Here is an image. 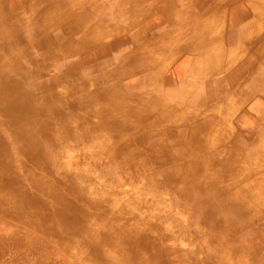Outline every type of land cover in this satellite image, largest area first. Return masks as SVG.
I'll list each match as a JSON object with an SVG mask.
<instances>
[{
    "label": "rangeland",
    "instance_id": "374dc122",
    "mask_svg": "<svg viewBox=\"0 0 264 264\" xmlns=\"http://www.w3.org/2000/svg\"><path fill=\"white\" fill-rule=\"evenodd\" d=\"M24 1L26 0H0V12L4 11L10 23L17 22L18 20H16L15 15L9 12L8 5L18 2L21 16L26 17L27 24L32 23L33 16H31L32 14L30 12L32 10H30L28 6L23 7ZM87 7L86 5L78 7V10H76L77 12L74 13L71 18L59 17L57 13L50 12V14L47 15L46 21H43L44 26L37 29L39 32L36 34H33V32L28 34L24 40L26 41L25 45L23 44L24 42L21 43L19 41L18 37L12 36V29L4 27L2 30L3 38L14 43L8 48L9 51L7 53L5 52L0 56V65H5L7 63V67H11L12 78L16 79L17 77L19 78L18 67L21 63L29 64L30 61L33 60H37L38 63V61L41 60L38 58L39 54L37 48L31 46V44L29 45L27 42L31 40L45 41L47 38H50L52 42L50 46L59 49L67 45L71 39L81 42V45L78 44V46H74L62 57L52 58V62H48L47 67L33 73L31 76H26V78L20 76L23 84V92L27 93V91L31 90V98L33 99L31 103L32 106L30 105L26 110L28 122L25 121L24 124H28V127L32 130V133L35 135L32 139L35 142H41V144L46 143L47 145L45 152L42 149L44 152L43 160L40 158L32 159L28 156L22 159L25 165H36L38 171L42 172V174L51 172L53 176L61 180L62 183L74 184L86 199L100 203L101 206H103L102 209H105L108 215H112L113 217L110 219L101 218L103 216L101 210L92 211L91 214L82 213L83 215H80L81 213H76L78 216L87 217L83 221V224L95 230L97 233L83 230L81 224L78 223L63 228L50 213L37 212V208L40 207L39 205L46 203V201L48 202L51 197L47 195L46 189H42L46 184L42 186L35 185V188H32L33 190L31 191L33 195V202H31V205L23 208L21 205L17 204L3 209L5 212L0 210V264H26L27 262L28 264H32L35 261L40 262V264H162L159 260L152 261L139 258V255L143 254L138 253L139 243L136 240L133 239L132 245L130 243L129 245L127 242L128 238L123 236L121 232L104 226L93 225L96 223L102 225L101 223L106 221L112 226L118 225L122 222L129 221L127 218L130 217L138 218V220L144 222L149 228L155 226L158 231L154 232L156 234L150 231L152 236L159 234L165 235V238L168 236L169 239L166 241L169 246L170 256L184 253L182 257H184L185 260L174 264H264V246L255 250V252L252 248L240 252L230 247L221 250L211 249L212 255H208V262L200 258L205 255L203 249L206 245L202 239L203 230H200V226L196 221L197 217L195 218L194 215L195 206L191 195L194 193V188L199 184H206L207 179L203 172L200 173L195 181H189V184L187 183L186 186L188 189H186V194L180 196L177 193L180 184L174 181L169 183L165 177L167 172H165L166 169L170 170L171 167L179 166L186 162L188 157H179V160H173L171 163L158 165V169L149 170L140 167V164L144 160L143 157H145L144 154L146 153V149L143 150L138 147L140 150L136 148L134 152H136V150H138V153L142 152V155L139 154L142 157L139 156L135 160H130L134 161L136 165L138 164L139 166L132 165V168H130L127 163L123 164L120 156H110L118 139V136L116 138L115 134H107L102 130L101 133H93L85 140L77 135V132L80 131L74 127V123L79 120L77 118L78 114L70 107L68 102L69 99H62L65 102V106L69 107H65V110L63 109V114L66 119L68 116L71 117L72 122L65 123L66 126L61 127L60 130V124L54 118H45V115H43L44 112H42L46 108L45 95L48 93L50 96H53L52 91L56 87L69 89V92L74 88L72 94L77 102L90 98L92 93H94V96L101 95L103 97L113 94L116 90L120 92L123 91L125 94L127 93L130 97L134 98L130 107L133 108L131 113L135 115L141 112L140 98L142 95L144 99H150L158 93L159 102L157 105H159V107L150 112V114L148 113V118L145 116L138 118L133 127L126 129V133L143 127L146 128L149 136H153L160 130H165L168 123H166L164 127L163 125L156 124L161 121L159 120V116L164 115L165 111L179 106V99L176 98L177 100L175 103H171L169 106L166 105V107L163 108L164 110H161L162 106L167 103H165V100L172 98V96L174 97L178 92L170 91L169 86L166 85L162 86L160 89L161 91H159L156 90V87H152V89L150 85L144 83L147 73L155 72L156 68L153 62L149 66L143 67L146 69L148 68L147 72H143L145 69L141 66H133L122 71L123 73L140 72L128 78L117 77L121 72H111L114 68L113 65H111L114 64V59L108 61L109 63L106 64L107 66L102 62L100 65L101 67L104 65L102 68L96 67V69L91 70L82 69L81 63L93 56L95 51L100 50L106 44L100 42L95 43L92 39V37L98 38L97 33L104 30L105 24L99 22L100 27L92 32L91 36H88V38L86 36L82 38V35L87 31L85 26L77 29L73 35H66L63 30L64 28L75 26L76 22H78V16L85 12ZM73 22H75V24ZM133 30H135V28ZM121 31L124 32L125 29ZM124 35L125 34L113 35L109 39L107 38V41H117L123 38ZM247 39H249L248 35ZM32 45H34V42ZM30 46L32 50L26 51ZM248 46L237 50L238 54L235 60L228 65L227 70L228 68H234L238 62L246 58V48ZM125 48H127V46L121 49ZM113 54L115 53L112 52L111 56ZM98 57H100V55H98ZM154 58L155 56L153 59ZM69 59H75L76 61L74 69L71 70L72 72H66L67 75L71 74L69 78L72 81L64 80L61 82L57 80L60 78V72L56 69L55 65L59 63L63 67L66 60ZM162 59H164L162 74H164V76H176L172 72V69L182 61L183 56L170 53L165 55ZM220 61L221 63L218 65L220 67L219 71L222 70L221 67L226 68L223 60ZM63 69L65 71L67 67H63ZM230 73L231 72H217L211 75L210 79L215 81V79L225 78ZM95 75L106 78L114 75L112 76L113 83H111V86L107 89H101L99 87H103L104 84H99ZM187 75L188 71L186 67V72L176 76L175 79L172 77L174 79V85L180 82V80L186 79ZM86 76L88 78L85 79ZM46 78H52V83L48 86L42 85L41 83L42 80H46ZM258 78L261 81L259 86L245 94H239L240 92H228L226 98L213 101V104H211L213 108L200 107L192 112L187 110V108L184 109V113H186V119L184 121L186 122L178 125L179 130H183V128L194 129L200 126L205 127L207 124L205 121H202L199 123V126L196 125L191 127L189 119L196 121L197 118L201 119L203 116L221 119L216 126L218 132L222 130L226 132L228 130V136L226 137L227 141L218 140V144L223 146V152L229 156L230 154L228 153L232 150L236 148L240 149L239 159L234 160L233 157L229 158L234 164L232 170L234 172L231 173V176L235 178L236 184L239 185L238 188L248 185L253 182L255 178H261L263 181L261 186L264 189V174L262 172L264 168L260 169L261 172L259 174H255L256 172L252 170V165L254 166L253 159L255 161L257 152L252 151L250 153L249 150H247V152L243 149L246 145H248L247 147H254L256 141L252 144H249V142L253 141V135L257 132L256 130H258V122L262 119L264 123L263 114H259L260 109L264 110V74ZM76 81H79L81 86H76ZM66 82H69L70 85L67 86ZM156 82L158 83L157 80ZM126 85H131V87L126 88ZM141 89L143 90V94L140 91ZM61 91H59V95L54 93V97H61ZM154 91L156 93H154ZM159 94H164L166 99L162 101L163 97ZM196 94L197 91L194 90L193 96ZM255 102L259 105V110L255 118L256 121L254 120L257 129L239 126L238 121L240 118H242L240 119V123L246 124L245 126L248 127L252 124L247 121L246 117L251 115L249 111ZM101 104L102 103L97 102L90 105L93 106V110L98 108ZM58 106L61 105H55L56 108H58ZM181 106L184 107L185 104ZM36 112H41L37 117L38 119L35 118ZM46 125L50 126L45 138L47 141L41 139V135L38 133V130L45 129ZM259 128L257 133L260 132V135L263 136L264 127L262 128L261 125ZM160 140L162 141V146H168L176 141L172 139L169 140L166 134L160 136ZM238 143H240V146H237ZM219 145H214V147L218 148L220 147ZM154 146H157V144L155 143ZM246 152L252 154L251 158L244 155ZM261 155L264 156V151ZM139 159L141 161H139ZM256 160L257 162L255 163L258 164V158ZM132 161H130L131 164L133 163ZM162 170L164 171L163 174L160 173ZM61 185L60 183L54 187L61 188ZM238 188H229L228 192H234ZM53 198L58 200V197ZM53 206L56 210L71 216L69 211L65 210L62 206L54 204ZM259 214L261 213L257 215ZM130 222L134 223L135 219H130ZM251 222L263 223L264 212L254 217ZM40 225L41 228L39 227ZM233 242L236 244L239 243L238 239L233 240ZM116 244L118 246H115ZM92 250H96V253L92 254ZM235 253H239V259L236 258ZM248 253H253L255 256L249 259ZM162 254V251H156L154 253V255L157 256L156 259H158V256H162Z\"/></svg>",
    "mask_w": 264,
    "mask_h": 264
},
{
    "label": "bare ground",
    "instance_id": "6f19581e",
    "mask_svg": "<svg viewBox=\"0 0 264 264\" xmlns=\"http://www.w3.org/2000/svg\"><path fill=\"white\" fill-rule=\"evenodd\" d=\"M208 1L211 2V0H200V6L202 9L209 3ZM153 2L154 0H26L23 3V7L28 6L29 9L32 10L30 11L32 15H30L33 16V21L29 24H27L26 17L21 16L19 11L20 5L18 2L10 3L8 5V10L15 15V18L18 21L10 23L6 18L4 11L0 12V56L5 52L7 53L9 51L8 48L14 43L3 38L2 30L4 27L12 29V36L18 37L19 41L21 43L24 42L23 44L25 45L26 41L24 40L28 34H31L32 32L33 34L38 33L39 31L37 29L44 26L43 21H46L47 15L50 14V12L57 13L59 17L71 18L73 14L77 12L76 10H78V7L86 5L88 7L85 12L78 16V22H76V25L71 28H64L63 32L66 35H73L77 29L86 25L87 31L82 35V38L84 36L88 38V36H91L92 32L100 27V23L106 25L108 21H112L121 24L126 22L130 17L133 20L134 17L132 18V13L135 14V18H139L144 13L139 14L140 11L137 10V8L139 6H150ZM182 2L183 0H173L160 5L158 7V17L155 20L149 19L145 29L150 31L153 27L175 23L176 18L173 11L175 6ZM214 2L213 6H215ZM193 8L194 7L192 6H187L186 11H189L188 15L191 13L196 14V9ZM243 14L244 13L240 7L234 8L232 12L229 13L231 22H238ZM178 18L182 19V16L178 15ZM209 22L210 19L207 21V24ZM73 23L75 24V22ZM193 27L205 28L206 26L196 20L193 22ZM171 31L175 36H181L179 28H176L175 32H173L172 26ZM98 33L103 35L105 34V31H99ZM146 33L147 31L145 30H139L135 34L134 41L140 43L131 44L130 41L133 37L127 40V36H124L115 42L106 43L103 48L95 51L93 56L87 58L81 63L82 69L91 70L96 69V67L102 68L109 63L108 61H112V59H114V64L111 65H113L114 68L111 72H122L133 66L140 67L142 65L152 64L155 59H153L154 55L152 54H146L148 55V57L145 56L146 59L144 57H142L144 58L143 60L142 58L141 60L138 59V55L143 51L145 53L149 51H146L147 48L140 45L142 44L141 39L143 34L149 35ZM160 33L166 38L171 34L170 32H164L163 29L160 30ZM183 38L184 40H189L188 38ZM33 42L34 45H32ZM27 43L37 48L39 54L38 58L41 59L38 63L37 60L30 61L29 64L21 63L18 67L19 78L17 77L16 79L12 78L11 67L8 68L7 63L5 65H0V210L3 211L5 208L17 204L21 205L23 208L28 207L31 205V202H33V195L31 193L33 190L32 188H35V185L42 186L43 184H46L42 189H46L47 195L51 198L48 202L46 201V203L39 205L40 207L37 208L38 213H50L63 228L78 223L81 224L83 230L97 233L95 230L90 229L87 225L83 224V221L87 217L78 216L76 213H81L80 215H83L82 213L91 214L92 211L101 210L103 212L101 218H112V215H108V212L105 209H102L103 206H101L100 203L86 199L74 184L62 183L61 180L53 176V173L51 172L48 174H42V172L38 171L36 165H25L22 159L23 157L28 156L32 159L40 158L43 160L47 145L46 143L41 144V142H35L32 139L35 136L32 133V130L28 127V124H24L25 121H27L26 110L30 105L32 106L31 103L33 102V99L31 98V90L27 91V93L23 92V84L20 76L22 78L31 76L33 73L47 67V63L52 62V58L62 57L74 46H78V44L81 45V42L79 40L71 39L67 45H64L62 48L60 47V49L50 46L52 43L50 38H47L45 41L31 40ZM193 43L196 44L195 42ZM149 44V47H151L159 44V41L151 40ZM182 44H184V47H187V44L184 41ZM207 45L208 44L204 46ZM31 46L26 49V51L32 50ZM124 46H127V48L121 49L122 47L124 48ZM178 47L179 46L177 45L176 48ZM208 50H206V52L204 51L203 55H206ZM260 50L263 51V46ZM112 52L115 54L111 56ZM98 55H100V57H98ZM190 59L191 58L188 57L184 58L182 60L183 62L180 61L177 67H175V70L172 71L178 76L183 72H186L187 67L188 75L186 79L180 80V82L177 84L175 83V85L174 79L176 76H170L167 80L174 89L178 90V93L183 91L187 92L190 84L194 83L191 76L195 74L196 71L195 66L191 69L189 68L188 62ZM155 61L153 62L156 67L155 72H158L161 68V63L158 62L157 59ZM102 62H104V65L101 67L100 65ZM75 65V59L66 60L63 67H67V69L64 71L61 64L56 63L55 67L60 72V78L56 79L61 82L64 80L69 81V76H71V74L67 75L66 72H72L71 70L74 69ZM86 78L88 77L86 76L85 79ZM156 80V76H153L145 82L152 87H156V90H159ZM76 82V86H81L79 81ZM41 83L42 85L48 86L52 83V78H46V80H42ZM66 85L69 86L70 83L66 82ZM125 87L130 88L131 85H126ZM73 89L74 88L69 92V89L56 87L54 90L52 89L53 96H50L48 93L45 95L46 108L42 111L44 112L43 115H45L46 119H48V117L54 118L60 124V130L61 127L66 126L65 123L72 122L71 117L68 116L66 119L63 114V109L65 110V107H69L65 106V102L62 99L67 98L69 99L68 102L70 107H72V109L78 114L77 118L79 120L74 123V127L80 131L77 132V135L85 140L93 133H101L102 130L107 134H115L116 138L118 136V139L110 156H120L123 164L127 163L130 168H132V165H138L132 160H135L143 154L142 152L138 153V150L134 152V149L138 147L143 150L146 149V153L144 154L145 157H143L144 160L140 164V167L149 170L158 169V165L171 163L173 160L176 161L177 159L179 160V157H188V159H186L187 161L179 166L171 167L170 170H165V172L167 171L165 174L167 182L171 183L174 181L180 184V187L177 190V193L180 196L186 194V189H188L186 185L187 183L189 184V181H195L200 173H204V176L207 179L206 184L197 185V187L194 188V193L191 195L195 206L194 215L195 218L197 217L196 221L200 226V230H203L202 239L206 245V249H203L205 255L200 257L203 261L208 262V255H212L211 249L221 250L230 247L234 250H239L240 252L252 248L255 252V250L264 246V222L261 224L251 222L254 217L259 216L264 212V189L261 186L263 181L261 178H255L254 181L248 185L238 188L239 185L236 184L235 178H232L231 176V173L234 172L232 171L234 164L229 158L233 157L234 160L239 159V148L232 150L228 153L230 154L228 156L223 152V146L217 144L220 147H214V139L212 140L209 135L203 133V126L194 129L183 128V130H179L178 125L181 123L184 124L186 122L184 121L186 117L185 115L180 114V111L177 110L178 108H176V106L165 111L164 115L159 116V120H166L168 123L165 130L162 129L153 136H149L148 131L143 127L137 130H132L130 133H126V129L133 127L138 118H142L148 113L150 114V112L159 107V105H157L159 96L155 91L154 93L156 94L154 97L150 99L143 98L145 100L143 103L142 97L140 98L142 109H140L141 112L135 115L131 113L133 108L130 107L134 98L130 97L127 93L125 94L123 91L120 92L116 90L113 94L103 97L101 95L94 96V93H92L90 98L77 102L72 94ZM59 91H61V97H54V93L59 95ZM197 94L192 98H197ZM179 98V105L184 104V100L186 99H184L183 93L179 94ZM97 102L102 104L98 106V108L92 110L93 106L90 104ZM56 104L61 106L56 108ZM40 113L41 112L35 113L36 119H38L37 117ZM49 127L50 126L46 125L45 129L38 130L41 139L45 140ZM164 134H167L169 140H176L175 143L168 146H162L160 136ZM155 143L157 146H154ZM237 146H240V143H238ZM130 161L133 163L131 164ZM139 161L141 160L139 159ZM163 172V170L160 171L162 174ZM60 183L62 184L61 188L54 187ZM232 187L238 189L234 192H228V189ZM53 197H58V200ZM53 204L62 206L65 210L69 211L71 216L56 210ZM258 213L261 214L257 215ZM130 219H135V222L131 223ZM127 220L129 221L120 224L117 223L118 225L113 226L110 225L108 221L102 222V225H98V223L93 225L104 226L116 230L117 232H121L123 236L128 238V244L130 243L132 245V240H136L139 243L138 253L143 254L139 255V258L141 259L144 258L152 261L159 260L162 264H174L185 260L184 257H182L184 256V253L170 256L169 246L167 245L169 239L168 236L165 238L166 236L162 234L156 236L151 235L150 231L153 233L158 231L155 226L149 228V226L144 222H141V220H138V218L130 217L127 218ZM39 227L41 228V225ZM237 239L239 241L238 244L233 242V240ZM115 246L118 245L116 244ZM156 251H162L163 253L162 256H158V259H156L157 256L154 255ZM91 252L92 254H95L96 250H92ZM238 255L239 253H235L237 259H239ZM241 255L243 256L242 253ZM254 256L253 253H248V257H250L249 259ZM26 264H28V262ZM32 264H40V262L35 261Z\"/></svg>",
    "mask_w": 264,
    "mask_h": 264
},
{
    "label": "crops",
    "instance_id": "0c3cea01",
    "mask_svg": "<svg viewBox=\"0 0 264 264\" xmlns=\"http://www.w3.org/2000/svg\"><path fill=\"white\" fill-rule=\"evenodd\" d=\"M169 1H173V0H154V2L150 6H145V7L139 6L137 8V10L140 11L139 14L142 13L144 14H142L139 18H135V14L132 13V18L134 17L133 20L130 17L126 22L121 24L108 21L104 26L105 34L103 36H100L101 33H98L97 34L98 38L92 37L93 41L95 43L97 42L112 43L115 41L109 42L107 41V38L109 39L113 35L117 36V34H125L124 36H127V40L133 37L130 41L131 44L140 43L138 41H134V36H136L135 34L139 30L147 31L149 35L143 34V37L141 39L142 44L140 45L146 47L147 48L146 51L147 50L149 51L147 53L143 51L140 55H138L139 56L138 59L141 60L142 57L146 59L145 56L148 57V55L152 54L155 56L153 62L157 59V61L161 63V68L158 70V72H148L146 78L144 79L145 81H148L149 78L156 76L158 81L159 91H161L160 90L161 87L165 85L169 86L170 91L172 92L178 91L174 89L167 82L170 76H164V74H162L163 72L162 68L164 67L163 64L164 59H162V56L164 58V56L167 54L175 53L182 55L183 59L187 57L191 58L188 63L190 69L193 68V66H195L196 72L191 76L194 80V83L190 84V87L187 91L188 93L186 91H183L178 94L176 93L175 95V96H179V94L183 93L184 99H186L184 100V104H185L184 107H182L181 105L176 106V108H178L177 110L180 111V114L183 115L186 114L184 113L185 112L184 109L186 108L190 112L195 111L200 107L213 108V106L211 105L213 104V101L226 98V94L228 92H240L239 94H245L246 92H249L255 87L260 85L261 81L258 80L259 79L258 77H261L264 74V50L263 52L262 50H260V48L264 45V0H216V1L211 0V2L208 1L209 3L205 7H203V9L200 6V0H183L182 3H179L174 8L173 14L176 18L175 23L173 24L170 23L169 25L163 24L162 26L160 25L159 27H153L150 31L145 29L147 21L149 19L155 20L158 17L159 15L158 7L164 3L166 4V2ZM213 2L216 7L213 6ZM187 6L194 7L193 9H196V14L191 13L190 15H188L189 11H186ZM236 7H240L244 14L238 20V22L237 21L231 22V17H229V13L232 12V10ZM178 15L182 16V19H179ZM209 19L210 22L207 24V21ZM196 20L205 24L206 27L194 28L193 22ZM84 26L86 27V25ZM172 26H173V32H175L176 28H179V33L181 36H175V34H172L171 31ZM134 28L135 30H133ZM123 29H125L124 32L121 31ZM161 29H163L164 32H170L171 34L166 38L164 35L160 33ZM247 35L249 36V39H247ZM182 36L188 38L189 40H184ZM151 40L159 41V44L149 47L150 45L149 43L151 42ZM183 41L187 44V47L183 46L184 45L182 44ZM193 42H195L196 44H194ZM188 43L190 46L188 45ZM206 44L208 45L204 46ZM177 45L179 46L178 48H176ZM246 46H248L246 48L247 50V56H245L246 58L243 61L238 62V64L234 68H230V69L228 68L227 70L228 65L235 60L238 54L237 50L239 48H245ZM206 50H208V53L206 55H203L204 51L206 52ZM144 58H142V60ZM220 60H223V62L225 63L224 66L226 68L221 67L222 70L219 71L220 67L218 65L221 63ZM149 65L150 64L142 65L141 67L143 68L144 66H149ZM143 69H145L143 72L148 71V68L147 69L143 68ZM172 70L174 71L175 67ZM217 72H231V73L225 78L215 79V81L211 80L210 76ZM139 73L140 72H125V73L121 72V74L117 75V77L128 78V77H133L134 75H137ZM112 76L106 78L95 75L97 81H99V84L101 85L104 84L103 87L101 86L99 88L107 89L109 86H111V83H113ZM142 89L140 91L143 94ZM194 90L198 92L197 94L198 97L193 99L192 97H194L193 96ZM159 95H162L163 97L162 101L166 99L164 94H159ZM175 96L174 97L172 96V98L165 100V103L166 102L167 103L162 106L161 110H164L163 108H165L166 105L169 106L171 103H175L176 98L179 99L180 101V98ZM143 102H145V100L143 99V95H142V103ZM258 110H259V105L257 104V102H255L251 110L249 111L251 115L246 117L247 121L251 122L253 125L251 124L247 127L245 126L246 124L240 123V119L242 118L239 119L238 125L242 127L244 126V128L252 127L253 129L256 130L257 126L254 120L256 121L255 118ZM259 114L261 115L263 114L264 116V110L260 109ZM144 116L147 118L149 117L147 115ZM202 121H205L207 124L205 125L204 128H202L203 129L202 131L203 133L209 135L212 138V140L214 139V145H217L218 140L220 139H221L220 141H224V140L227 141L226 137L228 136V130L226 132H224L223 130L218 132L216 127L221 121V119L209 117V116H203L201 119L197 118L196 121H194L193 119H189V124H191L190 125L191 127H194L196 125L199 126V123ZM166 123H167L166 120H163L160 121V123H156V124L163 125L164 127ZM261 125L263 128L264 123L262 122V119L260 120V122H258V130L260 129L259 127ZM258 130L256 131L258 132ZM237 131H238V126H237ZM257 132L253 135V139H252L253 141L249 142V144H252L253 142L256 141L254 147H247L248 145H246V147L243 148L246 151L249 150L250 153L252 151L257 152V157L255 158V161L253 159L254 166L252 165L253 167L252 170L253 172H256L255 174L257 173L259 174L261 172L260 169L264 168V156L261 155L264 151V133L262 136L260 135V132L259 133ZM247 152L244 155L251 158L252 154ZM257 158L259 161L258 164L255 163L257 162L256 160ZM262 172L264 174V170Z\"/></svg>",
    "mask_w": 264,
    "mask_h": 264
}]
</instances>
